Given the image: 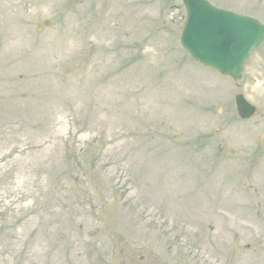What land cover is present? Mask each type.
<instances>
[{
    "label": "rangeland",
    "instance_id": "1",
    "mask_svg": "<svg viewBox=\"0 0 264 264\" xmlns=\"http://www.w3.org/2000/svg\"><path fill=\"white\" fill-rule=\"evenodd\" d=\"M209 1L264 24V0ZM185 19L0 0V264H264V43L234 81L182 47Z\"/></svg>",
    "mask_w": 264,
    "mask_h": 264
},
{
    "label": "water",
    "instance_id": "2",
    "mask_svg": "<svg viewBox=\"0 0 264 264\" xmlns=\"http://www.w3.org/2000/svg\"><path fill=\"white\" fill-rule=\"evenodd\" d=\"M188 18L182 34L183 46L200 63L240 80L251 52L264 42V25L211 5L206 0H184ZM50 25V21L45 22ZM241 118L256 113L243 94L235 98Z\"/></svg>",
    "mask_w": 264,
    "mask_h": 264
}]
</instances>
